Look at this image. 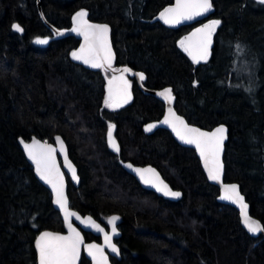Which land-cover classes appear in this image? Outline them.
I'll return each instance as SVG.
<instances>
[{
  "label": "trees",
  "instance_id": "obj_1",
  "mask_svg": "<svg viewBox=\"0 0 264 264\" xmlns=\"http://www.w3.org/2000/svg\"><path fill=\"white\" fill-rule=\"evenodd\" d=\"M38 3L0 0V264H38V234L64 231L51 193L18 144L20 137L53 142L57 135L81 178L79 188L68 181L71 208L104 225L110 216L122 219V259L111 258L114 264H264V237L250 236L239 212L219 202L220 191L208 182L196 152L165 129L147 130L163 118L165 105L144 94L134 77H128L130 102L110 100L103 71L74 61L80 40L56 39ZM175 3L40 0L57 29L71 28L81 11L90 21L109 24L115 69L142 72L148 89L171 87L175 107L189 123L228 127L225 181L240 185L251 215L264 225V3L212 0L210 21L220 24L201 64L180 45L195 25L170 26L160 18ZM15 23L23 34L13 30ZM111 125L119 154L108 145ZM123 161L155 166L183 199L171 202L144 190ZM81 264L90 262L83 257Z\"/></svg>",
  "mask_w": 264,
  "mask_h": 264
},
{
  "label": "water",
  "instance_id": "obj_2",
  "mask_svg": "<svg viewBox=\"0 0 264 264\" xmlns=\"http://www.w3.org/2000/svg\"><path fill=\"white\" fill-rule=\"evenodd\" d=\"M179 2H183V0H179ZM177 4H178V0H176V3L171 8H176ZM211 4H212V8L208 12L204 13L203 15L194 16V18L190 19V20L189 19H181L179 23H165V21L162 19V21L165 24L170 25V26H194L195 25V27L192 29V31L189 34L186 35V37H191V39L190 40H186L185 39L186 37L184 38L185 47L189 48V50L191 51L192 55L189 54V51H187V53H188L189 57L192 59V61L195 64L204 63L210 57L211 52H212V48H213V45H214V32H215L217 27L215 28V30L212 32V35H211V44L208 46V49H207V51H208L207 59L206 60L205 59H200L199 63H197L193 59V55H195V56H197V58H199V56H200V54L202 52V47L200 46V43H201L202 35H203V34L198 33L196 36H193V33H196L197 29H201L205 25L211 23V22L210 23H208V22L210 21V18L214 14V7H213L212 0H211ZM38 6H39V14H40L43 22L45 23L47 28L52 32L53 36L56 39H63V38H67V37H71L72 36V37H75V38L80 40V45L74 52L79 51V49L82 46L85 45V38H84V35L81 34V33L83 31H85V30H87L89 32L94 31L92 29H87V24H91V25H107L108 26L109 31L107 33V44H108V46L111 49V53L113 54L111 67L108 68L107 65H106L104 68H93L89 64H85L81 60H76V59L73 58L74 61H76L77 63L81 64L82 66H84L85 68H88V69H101L103 71L104 75H105V78H106L107 96L109 98L111 96V99L113 101L117 102V103H120V104L128 103L132 99V92H131V87H130V85L128 83V77H134L135 78L139 89L144 94L150 95V96H153V97L159 99L165 105V114H164L163 118L159 122L154 124L155 127H153V128H161V129H165V130L169 131L171 133V135L173 136V138L175 139V141L179 145H181L182 147H185V148L193 149L196 152V155H197V157H198V159H199V161L201 163L202 169H203V171H204V173L206 175V178H207L208 182L210 184L216 186L219 189V191H220V195H219V198H218L219 202L222 203V204H225V205L232 206L239 212L240 219H241V224H242L243 228L247 231V233L250 236L255 237V238H258L259 236H263L264 237V232L252 233L243 224V222H242V220H243L242 209H241L239 204L233 203L232 201L227 200V199H222V197L225 196V186L226 185H236V186H238L239 193H240V195H242L244 197V203L247 204V206H248L247 207V211H248L249 217H251L253 220H255V221L259 222L261 225H263L257 218H255V217H253L251 215L250 206L247 203L246 198H245V196L243 195V193L241 191L240 185L238 183H235V182L230 183V182H226L225 181L224 156H225L226 143L228 142V138H229L228 127L226 125L222 124V125L216 126L213 129L209 130V129H204V128H201V127H199L197 125L189 123L188 120L177 111V109L175 107L176 97H175L171 87H165V88L158 89V90L148 89L147 87H145L143 85V81L145 79L144 80H140L139 76L136 75L137 73H142V72H137V71L133 70L132 68H130L128 66H124V67H121L119 69H115L113 66H114V63H115V60H116V52H115L113 41H112V28H111V26L109 24L90 21L87 18V15H86L85 17L82 18V21H81V24H80L81 32H76V31H73V29L77 27V20H76V15H75L74 18H73V26L71 28L64 29V30L57 29L56 27H54L53 25H51L50 23L47 22L44 14H43L41 5H40V0H39V3H38ZM83 21H86L87 24H84ZM16 24L20 25L19 23H15L14 25H16ZM20 27L23 29V27L21 25H20ZM13 30L15 32H17L18 34H20V35L23 34V32H24V29H23L22 32H19V31H16L14 29V27H13ZM90 41H91V37H90ZM101 55H103V52L101 53ZM124 69H130V71L126 72V71H124ZM107 72H110L111 76L108 77L106 75ZM121 77H123V79H121ZM144 77H145V75H144ZM110 81H111V83H109ZM125 81H127V85H125V83H124ZM166 89H171V96H172L171 102H169L168 99H165L164 96L160 95V93L163 92ZM110 90H111V92H110ZM125 100H126V102H125ZM169 109H171V113L174 114V115H170ZM166 117L169 118V119H173V120H174V117H179L185 122V124H187L188 127L199 129L202 132L212 133L217 128H220V127H223L226 130L225 133H224V139H223V142H222L221 150L219 152V163L222 165V169H221V172H220V180L217 181V180H213V179L210 178L208 167L205 166V160H204V157L201 156V154H200V149H198L195 144H189V143H186L185 141L181 140L180 137L177 135L176 130L173 128V126L171 124H164L163 123V121H164V119ZM177 127H180L178 122H177ZM115 129H116V126L114 128H109V131L110 130L112 131V137L114 138L116 144L119 146V151H116L112 147V145L110 143V140H109V137H108V145H109L110 150L113 153L119 154L120 153V145H119V142H118L117 138L115 137ZM109 131H108V133H109ZM57 137H59V140H57ZM33 138L35 140L39 141L40 145L44 146V149H46L48 146H51V148L55 149V151L52 153V157H53V159L55 161V166L59 170V173L61 174L62 179H63V192H64V195L67 198V208H68V210L70 212L76 213L77 216L80 217V219H77V216H72V217L66 218L64 209H62L58 204H56V202H55L56 193H55V190L52 187V184L48 183L46 180L41 178L39 172L37 171V165H36L35 160H33L28 155V151L24 147V143L31 144L32 141H33ZM21 141H23V143ZM60 141L63 142L64 151L61 150ZM18 144H19L21 150L23 151L28 164L33 168L34 175H35L36 179L51 193L53 207H54V209L57 212H59V214L61 216V219L63 221V225H64V231L63 232H57V231H53V230H43V231H41L38 234V236L36 238V241H35V247H36V251H37V262H38V264H40V261H39V249L37 247V243L39 241L40 236L44 232H49V233H52L53 235H60V236H65V237L71 236L72 233H71V230L68 227L69 223L72 224V227L75 228L76 231L79 232L80 236L83 238V243L79 246V257L75 261V264H81L83 257H85L90 262V264H97V257H98L99 254H97L96 257H94L93 255L89 254V251H88V248H87V245H89V244H95V245H97L99 248H101L103 250V254L107 258V264H114L112 262L111 258H115L117 260H121L122 259V254H121V249H120L119 244H118L119 239L122 237V232H121V230L119 228V225L121 224V221H122L121 217L119 215L110 216L107 219V222H106L107 226H105L104 224H102L99 220H97L92 215H90V214L82 215L77 210L71 208V200H70V197H69V184H68V181L70 180V182L76 188H79L80 185H81V178L79 176V170H78L77 165L71 159L70 151H69L68 145H67L66 141L64 140V138L61 135H57V136L54 137L53 142H46V141H44V140H42V139H40V138H38L36 136H33L29 140H26V139L20 137L18 139ZM44 149H41V148L38 147V148L34 149V151H42ZM65 154L67 156V159H65ZM69 163H71V165L74 167L75 173H76V177L78 179L74 178L72 176V170L68 167ZM121 165H122L123 169L126 172H128L130 175H132L137 180V182L140 184V186L144 190L152 192V193L156 194L158 197H161V198H163L165 200H168V201H171V202H179V201H181L183 199V196H184L183 192L181 190L174 189L171 186V184L164 178L162 173L155 166L150 165V164H148V165H136V164H134L131 161H123ZM128 165H131V167H129ZM210 166H211V161H210ZM135 169H154L155 173L158 174L159 179L162 180L164 182V184H166L171 191L179 192L180 196L179 197H174V196H171V195H165L164 192L159 191L157 189V187L153 186L152 184H145L144 181L141 179L140 174L138 172H136ZM145 176L147 178H149V179H153V180L155 179V177L153 176L152 173H147L146 172ZM53 179H55V177H53ZM114 216L115 217H119V219L116 220V222H115V225H116V232L115 233L112 232V225L110 223L111 218L114 217ZM89 217H91V219L93 221H95L96 224H98L100 226V228L103 229V231H98L95 227H92L91 225L82 222V221H86ZM86 233L91 234L94 238L99 239V240H96V239L95 240H87L86 237H85ZM105 233H107L109 236H111V243L116 246V248L119 250L118 252L113 253L111 251V248L108 247V244L105 241Z\"/></svg>",
  "mask_w": 264,
  "mask_h": 264
},
{
  "label": "snow or ice",
  "instance_id": "obj_3",
  "mask_svg": "<svg viewBox=\"0 0 264 264\" xmlns=\"http://www.w3.org/2000/svg\"><path fill=\"white\" fill-rule=\"evenodd\" d=\"M264 3V0H261ZM212 8L211 0H183L179 2L176 8H167L164 12L161 13L160 18L165 21V23H179L181 19H193L194 16L203 15ZM87 15L86 12L81 11L76 14L77 27L73 31L81 32V21L82 18ZM84 24H87L86 21H83ZM220 24L219 20L212 21L210 24L205 25L201 29H197L196 33H193V36H196L198 33L203 34L200 46L202 47V52L197 58L193 55V59L199 63L200 59H207L208 55V46L211 44V35L215 28ZM16 31L22 32L23 29L20 25H13ZM87 29H92L94 31L89 32L87 30L83 31L81 34L84 35L85 45L82 46L79 51L72 52L71 55L76 60H81L85 64H89L93 68H104L106 65L108 68L111 67L113 54L111 49L107 44V33L109 31L107 25H91L87 24ZM91 37V41H90ZM186 40H190L191 37H186ZM37 43L47 44V39H37ZM181 47L185 48V51H189V54L192 55L189 48L185 47V41L180 42ZM240 46L237 45V48ZM103 52V55L101 53ZM124 71H130V69H124ZM140 80H144L143 73H137ZM123 79V77H121ZM111 83V81L109 82ZM127 85V81L124 82ZM111 92V90H110ZM161 96H164L165 99H168L171 102V89H166L160 93ZM111 100V96H110ZM126 102V100H125ZM107 106L112 107L113 105L110 102H106ZM170 115L171 109H169ZM177 122L180 127H177ZM164 124H171L176 130L177 135L181 140L189 144H195L198 149H200L201 156L204 157L205 166L208 167L209 176L213 180H220V172L222 165L219 163V152L221 150L222 142L224 139L225 129L223 127L217 128L212 133L202 132L196 128H190L185 124V122L179 118L174 117L173 119L165 118L163 121ZM115 125H111L110 128H114ZM155 125H149L148 131H151ZM108 137L112 147L119 151V146L116 144L114 138L112 137V131L108 133ZM59 140V137H57ZM23 143V141H21ZM61 143V150L64 151L63 142ZM24 147L28 151V155L35 160L37 165V171L39 172L42 179L46 180L48 183L52 184L53 189L56 193V204H58L62 209H64L65 217L69 218L72 216H77L76 213L70 212L67 208V198L63 192V179L59 170L55 166V161L52 157V153L55 149L48 146L44 149L43 145H40V142L33 138L31 144L24 143ZM44 149L42 151H34L36 148ZM65 159L67 156L65 154ZM211 161V166H210ZM131 167V165H128ZM68 167L72 170V176L76 177L75 169L68 164ZM141 176V179L145 184H152L157 187L159 191L164 192L165 195H171L174 197H179V192L171 191L162 180L159 179L158 174L155 173L154 169H135ZM152 173L155 179H149L145 176V173ZM55 177V179H53ZM78 179V178H77ZM222 199H227L233 203L239 204L242 209L243 224L247 229L252 233L264 232V225H261L259 222L253 220L248 215L247 204L244 203V197L240 195L238 186L236 185H226L225 186V196ZM77 219H80L77 216ZM119 217H112L110 223L112 225V232H116L115 222ZM95 227L98 231H103L95 221L89 217L86 221H82ZM69 229L71 230L72 235L65 237L60 235H53L49 232H44L37 243L39 249V261L40 264H75V261L79 257V246L83 243V238L80 236V233L72 227V224H68ZM105 241L108 244V247L111 248L113 253L118 252L114 244L111 243V236L105 233ZM89 254L97 257V264H107V258L103 254V250L95 244L87 245Z\"/></svg>",
  "mask_w": 264,
  "mask_h": 264
},
{
  "label": "rangeland",
  "instance_id": "obj_4",
  "mask_svg": "<svg viewBox=\"0 0 264 264\" xmlns=\"http://www.w3.org/2000/svg\"><path fill=\"white\" fill-rule=\"evenodd\" d=\"M210 22H212V21H209L208 23H210ZM183 41H184V39H182ZM184 48V47H183ZM185 49V48H184Z\"/></svg>",
  "mask_w": 264,
  "mask_h": 264
},
{
  "label": "flooded vegetation",
  "instance_id": "obj_5",
  "mask_svg": "<svg viewBox=\"0 0 264 264\" xmlns=\"http://www.w3.org/2000/svg\"><path fill=\"white\" fill-rule=\"evenodd\" d=\"M114 67V66H113ZM110 73V72H109ZM110 76H111V73H110ZM105 226H107V225H105ZM97 240H99V239H97Z\"/></svg>",
  "mask_w": 264,
  "mask_h": 264
}]
</instances>
